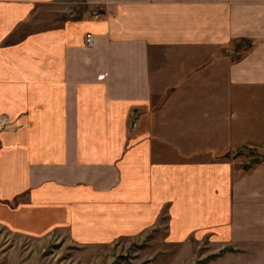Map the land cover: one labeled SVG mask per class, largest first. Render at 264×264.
Instances as JSON below:
<instances>
[{
    "label": "crops",
    "instance_id": "1",
    "mask_svg": "<svg viewBox=\"0 0 264 264\" xmlns=\"http://www.w3.org/2000/svg\"><path fill=\"white\" fill-rule=\"evenodd\" d=\"M155 226L264 257V0H0V227Z\"/></svg>",
    "mask_w": 264,
    "mask_h": 264
},
{
    "label": "rangeland",
    "instance_id": "2",
    "mask_svg": "<svg viewBox=\"0 0 264 264\" xmlns=\"http://www.w3.org/2000/svg\"><path fill=\"white\" fill-rule=\"evenodd\" d=\"M209 81L211 84L204 81L202 87L220 86L218 81ZM212 99L221 102V97L207 96L202 100L204 106ZM260 159L252 156L240 166L246 169ZM162 227L155 226L146 237H120L104 243H79L60 233L31 239L0 227V264H253L264 258L256 253L242 255L228 247L217 251L208 239L170 242Z\"/></svg>",
    "mask_w": 264,
    "mask_h": 264
},
{
    "label": "built area",
    "instance_id": "3",
    "mask_svg": "<svg viewBox=\"0 0 264 264\" xmlns=\"http://www.w3.org/2000/svg\"><path fill=\"white\" fill-rule=\"evenodd\" d=\"M94 42V35L92 33H86L85 45L90 46Z\"/></svg>",
    "mask_w": 264,
    "mask_h": 264
}]
</instances>
